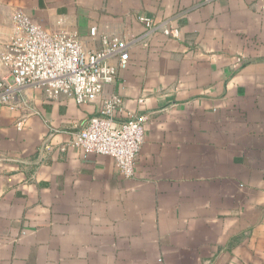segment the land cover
<instances>
[{
  "label": "crops",
  "instance_id": "1",
  "mask_svg": "<svg viewBox=\"0 0 264 264\" xmlns=\"http://www.w3.org/2000/svg\"><path fill=\"white\" fill-rule=\"evenodd\" d=\"M16 10L129 62L92 103L0 105V264H264V0H0V52ZM113 96L146 117L129 179L70 145Z\"/></svg>",
  "mask_w": 264,
  "mask_h": 264
},
{
  "label": "built area",
  "instance_id": "2",
  "mask_svg": "<svg viewBox=\"0 0 264 264\" xmlns=\"http://www.w3.org/2000/svg\"><path fill=\"white\" fill-rule=\"evenodd\" d=\"M11 22L12 36L0 52V70L5 72L0 77V105H10L14 92L23 87L43 90L49 99L65 96L77 105L89 104L128 66V44L116 38L103 35L100 51H86L74 36L49 33L21 10L14 11ZM139 22L146 32L160 28L148 18L140 17ZM162 27L164 36L178 37L175 28ZM90 34L95 36L96 30L91 29ZM120 110L121 100L111 97L99 114L72 134L70 145L85 154L113 158L120 175L129 179L144 142L146 117L118 121L115 114Z\"/></svg>",
  "mask_w": 264,
  "mask_h": 264
},
{
  "label": "water",
  "instance_id": "3",
  "mask_svg": "<svg viewBox=\"0 0 264 264\" xmlns=\"http://www.w3.org/2000/svg\"><path fill=\"white\" fill-rule=\"evenodd\" d=\"M10 84H13V80L12 79L10 80Z\"/></svg>",
  "mask_w": 264,
  "mask_h": 264
}]
</instances>
